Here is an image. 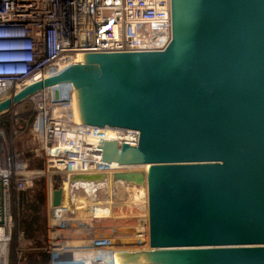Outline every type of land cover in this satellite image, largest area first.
<instances>
[{"label":"water","instance_id":"obj_1","mask_svg":"<svg viewBox=\"0 0 264 264\" xmlns=\"http://www.w3.org/2000/svg\"><path fill=\"white\" fill-rule=\"evenodd\" d=\"M170 4L163 51L76 55L0 114L70 83L78 124L138 133L97 147L113 164L115 264H264V0Z\"/></svg>","mask_w":264,"mask_h":264},{"label":"built area","instance_id":"obj_2","mask_svg":"<svg viewBox=\"0 0 264 264\" xmlns=\"http://www.w3.org/2000/svg\"><path fill=\"white\" fill-rule=\"evenodd\" d=\"M171 34L170 0H0V102L80 64L76 55L160 52ZM73 94L72 84L61 83L24 101L31 110L29 133L38 141L32 159L67 178L112 177L113 164L102 162L97 147L106 141L134 144L138 133L112 129L117 138L93 137L94 127L77 122ZM0 140V264H22L26 250L20 246L23 234L15 225L19 198L42 174L26 170L30 156L15 152L2 132ZM86 202L62 198L53 207L51 195L43 247L49 264H115L114 232L81 236L77 243L64 240L68 230L90 233L76 213L91 223L110 218L111 211Z\"/></svg>","mask_w":264,"mask_h":264},{"label":"rangeland","instance_id":"obj_3","mask_svg":"<svg viewBox=\"0 0 264 264\" xmlns=\"http://www.w3.org/2000/svg\"><path fill=\"white\" fill-rule=\"evenodd\" d=\"M31 117V110L26 102H22L18 105H15L12 107L11 110L4 112L0 114V120H3V122H0V132H2L6 138V140H11L13 144V149L15 152H24L25 154L30 155V161L25 167L26 170H40L41 171V177L36 179L33 182V185L26 189L22 194H24L28 199L32 200L38 196L43 195L45 198V206L40 213V217L44 219L46 229L48 227V204L50 197L54 190H57L59 188H62L64 190V199L70 197L71 202H77V201H83V202H89V203H95L100 204L101 202H104V208H107L106 204L111 206V214L109 219H100L96 222H93L92 224L94 227L101 225L105 228L109 227L110 229L113 228L114 230V221H113V185H91L94 189H89L88 187L80 186L76 184L75 186H71L70 184V178L65 174H55L50 169H47L43 161L34 158L32 159V152L35 150L38 146V141L36 138H34L29 131L26 130L27 128V120ZM25 120L26 123L25 129L24 127L21 128V121ZM9 132H11L9 134ZM25 161L22 160V163ZM25 164V163H24ZM49 173V174H48ZM68 180V181H67ZM51 185V187H50ZM88 189V190H87ZM51 190V191H50ZM67 193V194H66ZM20 195V198L22 196ZM32 197V198H31ZM20 198H19V205L18 208H20ZM33 201V200H32ZM86 202V203H87ZM77 218L84 219L83 222L87 223L90 222L88 218H86L81 213H76L75 215ZM19 218H20V209L16 212V228L19 229ZM99 233V232H98ZM83 236V233L81 231H73L68 230L65 232V241H71L74 243H77L80 241V237ZM47 240L46 232L45 236H36V239L34 242L41 244L39 249L43 246L45 247ZM29 241H26L24 237L20 241V246L22 249L26 250L24 254L22 255V259L27 258L29 256H32L34 254H37V252H40L38 248H34V246L31 245ZM43 244V245H42ZM38 246V245H37ZM36 246V247H37ZM37 249V250H36ZM43 251V248H42Z\"/></svg>","mask_w":264,"mask_h":264},{"label":"trees","instance_id":"obj_4","mask_svg":"<svg viewBox=\"0 0 264 264\" xmlns=\"http://www.w3.org/2000/svg\"><path fill=\"white\" fill-rule=\"evenodd\" d=\"M24 121L25 120L21 121L22 123L20 126L21 128L24 127L25 129L26 123ZM27 122L28 125L26 130L29 131V126L32 122V117H29ZM22 153L25 156H30L29 154H25L24 152ZM32 200L28 199L24 194H22L20 198L19 229L22 232L24 239L32 243L31 245L34 246V248L39 249L41 244L37 242L35 243L34 240L38 235L45 236L46 225L44 219L40 217V213L42 212L45 206V198L43 195L40 194V196ZM42 248L43 246L39 249L40 252H37V254L22 259V264H49V255L42 251Z\"/></svg>","mask_w":264,"mask_h":264},{"label":"bare ground","instance_id":"obj_5","mask_svg":"<svg viewBox=\"0 0 264 264\" xmlns=\"http://www.w3.org/2000/svg\"><path fill=\"white\" fill-rule=\"evenodd\" d=\"M82 63V62H81ZM86 133H88L87 131H85ZM92 136L93 137H107L108 139H114V138H117L118 137V134L116 133V131L112 130V129H109V128H104V129H98V128H93V131H92ZM1 141V140H0ZM2 151L0 152V155H1ZM49 174V173H48ZM112 183V177L110 176H106V182L104 183V185H111ZM79 184V183H78ZM80 186H84V187H88L89 189H94L91 185L93 184H85V185H82V184H79ZM51 187V185H50ZM62 189V188H61ZM88 190V189H87ZM51 191V190H50ZM67 194V193H66ZM64 196H66L64 194V190L62 189V198L64 199ZM68 198V197H67ZM64 200H67L66 198ZM104 202H101L100 205L102 206V208H104ZM107 208L103 209L104 211H110L111 209V206L106 204ZM80 219V218H79ZM80 220H84V219H80ZM86 225L88 226V229H90V232L95 230L94 228V225L91 223V222H87ZM86 226V227H87ZM138 264H153V263H138Z\"/></svg>","mask_w":264,"mask_h":264},{"label":"crops","instance_id":"obj_6","mask_svg":"<svg viewBox=\"0 0 264 264\" xmlns=\"http://www.w3.org/2000/svg\"><path fill=\"white\" fill-rule=\"evenodd\" d=\"M67 200H68V198H67ZM96 229L95 230H93V231H91L90 233H86L85 235H83L84 237L86 236H89V235H93V236H100V235H106V236H108V235H111V234H113V232H114V230H113V228L112 229H110L109 227H108V229L107 228H105L104 226H101V225H98V226H96L95 227ZM104 228V229H103ZM99 232V233H98Z\"/></svg>","mask_w":264,"mask_h":264}]
</instances>
